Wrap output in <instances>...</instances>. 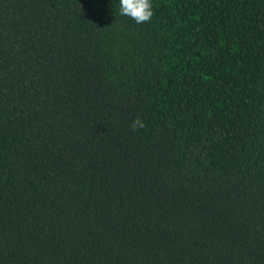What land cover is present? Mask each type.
Instances as JSON below:
<instances>
[{"label":"trees","instance_id":"1","mask_svg":"<svg viewBox=\"0 0 264 264\" xmlns=\"http://www.w3.org/2000/svg\"><path fill=\"white\" fill-rule=\"evenodd\" d=\"M151 3L0 0V264H264V0Z\"/></svg>","mask_w":264,"mask_h":264},{"label":"clouds","instance_id":"2","mask_svg":"<svg viewBox=\"0 0 264 264\" xmlns=\"http://www.w3.org/2000/svg\"><path fill=\"white\" fill-rule=\"evenodd\" d=\"M151 0H119V14L126 16L137 24L150 22L153 17ZM146 125L137 118L131 127L134 131L144 128Z\"/></svg>","mask_w":264,"mask_h":264}]
</instances>
